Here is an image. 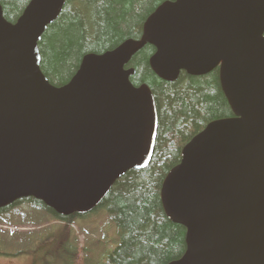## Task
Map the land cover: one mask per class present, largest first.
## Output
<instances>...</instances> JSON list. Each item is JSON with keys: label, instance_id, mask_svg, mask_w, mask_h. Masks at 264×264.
Returning <instances> with one entry per match:
<instances>
[{"label": "water", "instance_id": "water-1", "mask_svg": "<svg viewBox=\"0 0 264 264\" xmlns=\"http://www.w3.org/2000/svg\"><path fill=\"white\" fill-rule=\"evenodd\" d=\"M65 1L31 0L14 24L0 6V210L33 198L59 216L84 215L148 165L155 101L125 66L149 44L163 81L218 70L233 114L184 145L162 182L163 211L185 228V252L170 264H264V0L164 2L139 40L86 55L57 88L38 45Z\"/></svg>", "mask_w": 264, "mask_h": 264}, {"label": "trees", "instance_id": "trees-1", "mask_svg": "<svg viewBox=\"0 0 264 264\" xmlns=\"http://www.w3.org/2000/svg\"><path fill=\"white\" fill-rule=\"evenodd\" d=\"M30 1L0 0L4 19L14 24ZM167 1L174 0H66L38 45L42 73L52 86H64L86 55H102L127 40H139L147 17ZM154 52L151 45H145L125 67L134 70L129 78L134 87L150 88L157 129L148 165L130 170L117 180L94 210L105 209L120 233V241L106 264H170L182 257L185 228L165 215L160 197L162 182L179 164L187 142L210 122L233 117L218 70L204 76L181 72L176 80L166 82L150 69L149 58ZM30 202L68 224L80 217H60L32 199L21 204ZM74 261L72 258L68 264Z\"/></svg>", "mask_w": 264, "mask_h": 264}, {"label": "rangeland", "instance_id": "rangeland-1", "mask_svg": "<svg viewBox=\"0 0 264 264\" xmlns=\"http://www.w3.org/2000/svg\"><path fill=\"white\" fill-rule=\"evenodd\" d=\"M119 241L102 208L71 224L31 202L0 211V264H106Z\"/></svg>", "mask_w": 264, "mask_h": 264}]
</instances>
